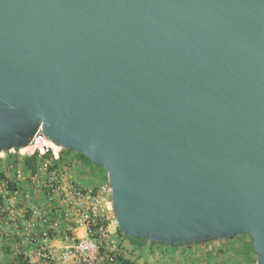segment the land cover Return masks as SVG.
<instances>
[{
    "label": "water",
    "instance_id": "obj_1",
    "mask_svg": "<svg viewBox=\"0 0 264 264\" xmlns=\"http://www.w3.org/2000/svg\"><path fill=\"white\" fill-rule=\"evenodd\" d=\"M38 129L105 169L121 234L264 264V0H0V152Z\"/></svg>",
    "mask_w": 264,
    "mask_h": 264
},
{
    "label": "rangeland",
    "instance_id": "obj_2",
    "mask_svg": "<svg viewBox=\"0 0 264 264\" xmlns=\"http://www.w3.org/2000/svg\"><path fill=\"white\" fill-rule=\"evenodd\" d=\"M17 156L21 157L22 155L17 153ZM71 162L72 161L69 160V163L63 162L64 165H62L63 168L66 167V174L62 172V174L68 177L66 182L71 181L82 190L89 189V192L92 194L96 193L101 186H106L107 177H104L100 178V180L98 179V181L94 185H90L89 188L86 187L88 189H85L79 182L72 179H75L78 169H76L77 167L73 166V162ZM11 163H8L11 166L8 167L7 164L1 162L0 159V171H5L9 176H12L14 172L17 174V170L20 171L21 177H25V183L20 181L23 186H21V191L19 190V193L22 195L28 193L29 198L25 197L26 201L25 199L22 200L24 203H21L20 209L18 210V212H20L19 219L15 217L13 219L7 218L9 210L6 209V206L10 205L9 203L4 201V206L0 209V221L5 222V218L8 220V223L0 224V264H75V261L77 262L76 264H79L76 257L63 260L62 255L61 259L64 248L57 249L58 247L56 245H52L56 239H63L59 213L51 206L53 205V201L49 203L48 198L41 190L42 187H38L37 182L33 184L29 177L26 176L27 173L20 160L17 164ZM62 166L60 167L62 168ZM56 170L58 173L52 176L58 179L60 177V171L58 169ZM70 174L72 177H69ZM41 177L47 178L48 176L41 173ZM28 187L32 191H30ZM108 200L110 201V196ZM108 208V219L106 221L107 231L104 236L98 237V246H104L106 250L121 251L124 255L128 256V258L129 256L131 258L140 257V252L133 250L131 246H128L127 243L117 235V226L113 217L111 204H109ZM14 210L17 211L15 208ZM64 217H66V215H64L63 218ZM29 222L33 224L30 225ZM47 227L51 230V235L45 243L42 242L41 238L35 241L31 240L34 234H39L38 236H40V233L44 229H47ZM16 236L20 239V242L16 240ZM95 236L97 237L96 234ZM250 243V236L247 234H240L233 238H219L191 245L181 244L176 247H168V249H171L170 253L166 252L165 254L161 253L159 256H151L149 262L153 264H256L255 254L248 248ZM18 254H21L22 262L20 261V263L17 257Z\"/></svg>",
    "mask_w": 264,
    "mask_h": 264
},
{
    "label": "built area",
    "instance_id": "obj_3",
    "mask_svg": "<svg viewBox=\"0 0 264 264\" xmlns=\"http://www.w3.org/2000/svg\"><path fill=\"white\" fill-rule=\"evenodd\" d=\"M63 148L52 143L40 129H38L32 136L30 142L27 146L22 148H12L8 151H1V159H10L21 161L22 157L30 156L32 154L37 155L38 164L37 171L31 175V180L37 182L38 186L43 187L46 190L47 195L52 196L60 190L59 179L54 178L55 175L53 171H50L52 163L60 160L63 155ZM17 153L22 156H17ZM12 165V163H11ZM41 173L47 175L48 177H41ZM18 177L21 176V172L17 170ZM66 188L72 193V201L74 202L71 207V214H65L66 217L69 215L72 222V235L65 234L64 241V251L63 257H76L79 264H115L113 258L109 255L99 256L98 254V244L97 239L100 236H104L107 227V209H109V204L111 202L108 200L110 196V188L108 184L106 186H101L96 193L92 194L88 191L82 190L79 186L73 184V182H66ZM19 194V190H9L8 181L0 180V198L5 202L10 203L11 200L15 199ZM87 197V203H82L80 198ZM4 205H0V209ZM2 207V208H1ZM6 209L10 210V205L6 206ZM31 223L30 225H32ZM106 224V226H105ZM84 226L86 228V233L83 236H79L77 228ZM95 226V229H92ZM51 230L47 227L44 229L40 236L39 234H34L32 241L38 238L42 239L45 243L48 237L51 235ZM97 235V237L95 236Z\"/></svg>",
    "mask_w": 264,
    "mask_h": 264
},
{
    "label": "crops",
    "instance_id": "obj_4",
    "mask_svg": "<svg viewBox=\"0 0 264 264\" xmlns=\"http://www.w3.org/2000/svg\"><path fill=\"white\" fill-rule=\"evenodd\" d=\"M62 158H65V159H62ZM60 159H62V160L60 161L61 163L59 164V166L57 168L60 171V173H59L60 177L58 178L59 184H60V190L58 192H56L55 194H53L52 196H49L46 194V190L43 187L41 188L40 186H38V185L37 186L40 187L41 190L44 192L45 196L49 200V203L53 201L52 202L53 205H51V206L53 207V209L55 208L56 212L59 213L60 223L62 225L61 232H63V239H64L65 234H69V236L72 235L71 228L73 225L71 222V218H69V215L67 217H64V218H63V216L67 213L71 214V207H72L74 202L72 201V198H73L72 193L70 192V190H68L66 188V180H68V177L65 175L66 174V171H65L66 167L63 168L62 165H64V163H69V160H71L73 162L72 165L77 167L76 169H78V173H77V175H75V179L74 178H72V179L79 182V184L82 185L83 187H85V189H88L90 185H94L98 181V179L100 180V178L107 177V175L105 172H103L102 168H100L96 165H93V164H88L86 162H82L76 156H74L72 154L64 156V152H63V155L61 156ZM1 162L6 163L8 167H11L8 164V163H10V162H8V159H1ZM60 166H62V168ZM0 172H2V171H0ZM62 172L65 174H62ZM2 173L4 174V176L6 178L5 180L16 179V181H18L19 186H23L22 182H20V181H23L25 183V177L24 176L18 177V176H16L15 172H14V174H12V176H9L8 174H6L5 171ZM26 173H27L26 176H28L29 179L31 180L30 173L27 171H26ZM59 174H58V176H59ZM69 177H72L71 174L69 175ZM69 179H71V178H69ZM31 182L33 184L35 183L32 180H31ZM86 187H88V188H86ZM28 189L30 191H32L29 187H28ZM20 191H21V189H20ZM85 191H86V193H88L89 189L85 190ZM28 195H29L28 193H26L24 195L19 193L15 199L11 200V202L9 203L11 206V209L8 211L7 218L13 219L15 217L16 219H19L20 212H18V210L20 209L21 203L22 204L24 203L22 200H24L25 197L29 198ZM86 198L87 197L80 198L79 201H81L82 203H84V202L87 203ZM25 201H26V199H25ZM17 203H20V204H17ZM14 208L17 211H15ZM6 222L8 223V220L5 218V222L0 221V224H4V223L6 224ZM29 224H30V222H29ZM77 232L79 233V236H83L86 233V228L84 226H80L79 228H77ZM63 239H56L52 245H56L58 247L57 249L64 248V244L66 242ZM121 239L124 240L128 246H131L133 250H135V251L137 250L138 252L141 253V256L138 258H131L129 256V258L131 260V264H153L152 262H149V260H151L150 259L151 256H155V255L159 256L161 253L165 254L166 252L170 253V251H171V249L170 248L168 249V247L158 246V245H150V244H145L142 249H138V247L136 245L128 242L126 239H124V238H121ZM18 242H20V240ZM62 255H63V252L61 254V259H62ZM125 257L128 258V256H126V255H125ZM64 259H71V258L70 257H63V260ZM76 263L77 262L75 261V264Z\"/></svg>",
    "mask_w": 264,
    "mask_h": 264
},
{
    "label": "trees",
    "instance_id": "obj_5",
    "mask_svg": "<svg viewBox=\"0 0 264 264\" xmlns=\"http://www.w3.org/2000/svg\"><path fill=\"white\" fill-rule=\"evenodd\" d=\"M63 152H64V156L73 154L79 160H81L82 162H86L88 164H93L88 158H86L81 153L75 152L73 150H68V149H64ZM62 159H65V158H62ZM9 160L10 159H8V161ZM12 161H13V164L14 163L17 164V162H18L16 160H12ZM21 163H22V166H23L24 170L29 172L30 174H34L37 171L38 159H37V155L36 154H32L30 156L22 157ZM60 163H61L60 160L53 162L51 167L49 168V170L53 171L55 174H57V170L56 169L58 168ZM93 165H96V164H93ZM96 166L102 168L103 172L106 173L105 169L102 166H100V165H96ZM0 178L2 180L6 179L2 172H0ZM7 181H8V189L9 190H14V189L20 190L21 189V186L18 185V181H16L15 179L14 180H10L9 179ZM0 205H4V200L1 199V198H0ZM105 226H106V224H105ZM92 229H95V226ZM116 233H117V235L120 238H124L128 242L136 245L138 247V249H142L145 244L158 245V246H165L166 247L165 244H157L155 242H147L146 240H144L142 238H138V239L129 238L128 236L121 234V232L118 230V228H116ZM15 238L18 241L20 240L17 236ZM248 248L254 253L253 249L251 248V243L248 245ZM98 251H99L98 252L99 256H105V255L111 256L113 258V261L115 262V264H131L130 258L125 257V255L121 251H118V250H106V248H104V246H99L98 247ZM17 257H18L19 263H20V261L22 262L21 254H18Z\"/></svg>",
    "mask_w": 264,
    "mask_h": 264
}]
</instances>
